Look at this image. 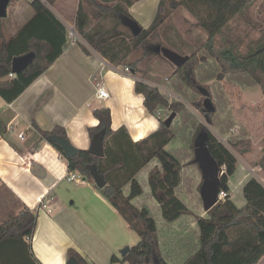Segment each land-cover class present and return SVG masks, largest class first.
<instances>
[{
    "label": "trees",
    "instance_id": "16d2710c",
    "mask_svg": "<svg viewBox=\"0 0 264 264\" xmlns=\"http://www.w3.org/2000/svg\"><path fill=\"white\" fill-rule=\"evenodd\" d=\"M136 1L79 0L75 17L76 32L112 65L127 66L134 74L140 73L146 77L140 65L153 53L162 55L155 50V46L150 45L160 43L161 27L169 17L166 14L168 8L183 6L196 19L195 25L204 29L208 37L183 66L175 68L172 76L176 80L173 85L181 90L184 84L204 94L205 100L211 101L215 111L207 110L204 104L202 107V103L197 102V105L208 115L211 123L216 118L217 107L203 85L202 79L206 77L202 75L200 78V68L208 70L209 77L212 67L209 70L206 65H215L214 71H218L220 81L227 75L238 80H245L240 77L247 76V83L260 84L264 92V29L262 39L245 50H242L241 42L231 40L228 33L231 21L249 11L259 0H161L149 27L142 26L130 13L129 8ZM46 2L55 6L58 0ZM30 6L35 14L15 37L4 39L0 46V96L7 102L14 101L42 75L62 55L68 41L67 27L44 1L32 0ZM107 21L111 24L108 25ZM140 50L141 56L131 60L133 53ZM29 52L35 53L32 62L13 78H7L12 73L13 58ZM135 90L144 96L148 111L158 118L159 128L147 137L134 141L125 126L116 130L112 128L110 107L95 108L93 113L99 123L89 128V132L92 137L101 129L106 130L105 156L97 157L88 150L80 149L75 157L68 159L69 171L80 173L93 184L95 181L89 166L97 165L99 173L107 181L102 189L104 196L140 236V241L131 247L127 255H113L112 262L156 264L155 259H158L159 264H169L162 250L163 237L159 224H173L192 215L198 243L189 238L181 240L183 244L179 249L185 247L186 253L178 264H259L264 258V184L255 176L250 177L242 189L245 204L239 207L232 198L230 187V179L239 166L236 154L207 125L195 124L190 115L184 126L177 130L173 124L167 126L158 109L168 107L178 114L186 110L181 101H170L159 88L139 80L135 82ZM191 123L195 127L190 141L195 152L192 161L201 169L197 154L201 148H205L222 170L219 191L228 192L211 209H204V215L196 213L180 196L184 185L191 182L186 176L185 167L188 149H167L174 138L186 139V131ZM34 126L37 127L35 122ZM6 131L7 125L0 117V136ZM41 133L46 139L51 135L68 138L65 128L60 126L53 131L41 130ZM190 142L187 143L190 145ZM50 143L65 156L57 143ZM232 146L242 155L253 150L251 140L244 137L233 141ZM153 161L155 164L150 167ZM258 166L264 168V148ZM144 170H148L147 197L155 203L153 210L146 205V199L143 200L146 187L140 182L139 174ZM203 182L199 186L200 192ZM126 187H129L128 193ZM37 221V211L24 206L0 223V264H40L32 253ZM69 256H75L81 264H87L72 249Z\"/></svg>",
    "mask_w": 264,
    "mask_h": 264
},
{
    "label": "crops",
    "instance_id": "0c3cea01",
    "mask_svg": "<svg viewBox=\"0 0 264 264\" xmlns=\"http://www.w3.org/2000/svg\"><path fill=\"white\" fill-rule=\"evenodd\" d=\"M144 1L158 7L161 2L138 0L129 8L130 13ZM72 2L76 6L72 14L76 15L79 0H58L56 3L63 10L59 15L54 14L65 26L71 21L66 4L71 5ZM7 12L8 15L0 20V46L4 39L15 37L35 14L28 0H11ZM150 18L151 15L147 20ZM125 67L112 65L79 35L73 40L68 38L62 55L14 101L7 102L0 96V117L7 125L6 133L0 136V190L18 202L19 211L24 206L37 211L32 253L40 264H67L71 249L78 252L87 264H129L114 263L112 257H123L121 250L126 242L125 231L130 229V225L93 183L87 179L86 183L68 181V159L41 133V130L53 131L60 126L65 128L68 139L76 147L88 150L92 140L89 128L99 123L93 113L95 108H89L88 104L96 103L98 84L105 88L108 86L111 93L105 104L94 106L110 107L113 129L125 126L134 141L156 131L160 122L144 105V96L136 92V74L126 72ZM14 76L15 73L7 78ZM154 164L155 161L150 167ZM252 176L264 184V168L257 165ZM249 178L242 182L239 195L230 179L232 198L239 207L245 204L242 189ZM80 186L91 192L94 190L99 196V204L102 205L100 221L108 219L106 225H87L90 221L85 217L92 214L91 201L82 196L83 201L79 203L77 190ZM77 204L78 210L75 209ZM159 226L163 237L162 250L166 260L172 264L165 250L166 235L163 232L167 225L160 223ZM194 231L196 233V228ZM182 244L176 247L179 254L185 250V247L179 249ZM263 262L264 258L259 264Z\"/></svg>",
    "mask_w": 264,
    "mask_h": 264
},
{
    "label": "rangeland",
    "instance_id": "374dc122",
    "mask_svg": "<svg viewBox=\"0 0 264 264\" xmlns=\"http://www.w3.org/2000/svg\"><path fill=\"white\" fill-rule=\"evenodd\" d=\"M25 1V0H23ZM65 0H63L64 2ZM149 2V1H148ZM45 3L53 10L57 15L61 13V7L59 5L50 6L46 0ZM75 5L72 2L66 4V11L71 19L69 22H66V27L68 30V38L73 40L77 38L79 34L76 32L75 28ZM158 5L151 6L148 5L147 1L140 3L132 10V14L135 19H137L143 26H149L153 22ZM171 8V7H170ZM168 8L166 14H169V17L161 27V39L159 42L151 43V47L157 45L168 47L182 55H191L196 49H198L201 44H203L208 34L207 32L198 27L196 24V19L188 12V10L181 6L177 9ZM63 10V9H62ZM151 15L150 20H147ZM67 21V19H66ZM107 24L110 25L111 22L107 21ZM123 29V26L121 27ZM264 29V0H259L253 4L249 11H246L243 15L236 17L230 23L228 33L231 36V40L238 39L241 42L242 50L250 47V45L255 46L258 41L262 39ZM74 36V37H73ZM142 54V51L133 53L131 60L139 58ZM146 73V77H143L142 74L137 73L136 78L139 81L145 82L152 86L159 88L165 96L170 101H181L184 103L186 110L178 112L174 118L172 124L177 130L180 127L184 126L187 116H192L194 123H203L207 125L212 132L222 141L233 153L236 154L238 158L239 168L236 175L231 179L233 189L237 191L239 195L240 187L242 182L252 176L253 168L258 165L260 158L263 155V138H264V92L260 84H251L247 83V76H242L240 78L245 80H238L236 77L227 75L222 81L218 80L217 74L218 71H214L216 68L215 65L207 66L210 71V76L208 77V70L199 69L200 78L202 75L206 79H202L203 85L210 92V96L213 100V104L217 107L216 118L214 122H210L208 115L202 110L201 107L197 105V102H205L204 94L193 91L191 88L182 84L181 90H178L173 82L176 80L172 76L176 66L170 62L167 58L163 57L161 54L153 55L146 59L140 65ZM106 90L111 93L110 88L107 86ZM94 105L105 104V101L99 102L96 100ZM173 110L168 107H162L158 109V114L167 119ZM230 123H233L232 125ZM189 128L186 131V139L182 137L174 138L168 145L167 148L179 149L185 147L189 151V156L186 159V176L190 179V184H185L180 196L187 200L189 206L196 212L201 214H206L204 210L203 201L201 198V193L199 186L205 180L202 170L197 166L192 160L195 157V152L191 148V139L195 127L191 123ZM183 133L180 132L179 136ZM248 138L252 142L253 150L251 153L242 155L232 146L233 141L239 138ZM190 142V145L187 142ZM140 182L146 187V195L143 196L146 205L151 209L155 206L154 202H151L147 194L149 193L148 186V170L142 171L139 175ZM96 187L97 185L94 184ZM99 188V187H98ZM129 187H126L125 191ZM189 189V191H188ZM99 190V189H98ZM102 195L104 194L102 189H100ZM235 191V192H236ZM128 193V192H127ZM96 193L91 192L88 189L80 186L77 190V197H79V203L82 202L83 198L86 197L91 201L90 203V214L86 216L88 226L99 225L103 223L106 225L108 219L102 218L100 216V210L102 205H100L99 196L95 195ZM75 209H79V204L75 205ZM153 210V209H152ZM19 212L18 202L15 201L7 193H3L0 190V223L5 221L8 216L12 213ZM85 218H83L84 221ZM105 220V221H104ZM193 216H187L178 221L173 225H167L166 231V252L170 255L169 261L172 264H176L177 260H183L184 254H179V250L176 248L182 243L181 239L189 238L194 243H197V235L195 233V224L193 223ZM124 224V223H123ZM124 226V225H123ZM125 230V229H123ZM125 246H134L140 241L139 234L133 230L126 229L125 231ZM122 254V253H121ZM264 264V262H263Z\"/></svg>",
    "mask_w": 264,
    "mask_h": 264
},
{
    "label": "water",
    "instance_id": "95a60500",
    "mask_svg": "<svg viewBox=\"0 0 264 264\" xmlns=\"http://www.w3.org/2000/svg\"><path fill=\"white\" fill-rule=\"evenodd\" d=\"M11 0H0V18H4L8 15L7 9ZM157 52L162 53V55L172 62L176 67L183 66L190 58V55H182L168 47L158 45L155 47ZM35 56L34 52H29L22 56H15L12 60V72L17 74L23 71L33 60ZM207 110L215 111L214 106L211 101L206 99L204 102ZM177 112H172V114L165 119L167 126H171ZM105 135L106 130L103 128L96 132L92 136L91 145L88 152L97 157L105 156ZM50 141L57 143L63 150L67 159L75 157L80 149L76 147L68 138H64L59 135H51L49 137ZM198 160L200 162L201 170L204 174V182L201 187V198L203 201L204 209L208 211L214 205L219 202V184L220 177L222 175V170L212 156L207 152L205 148H201L197 154ZM91 175L94 178L95 184L100 189H103L107 185V181L99 173L97 165L91 164L89 166ZM131 246H126L121 250L122 256L129 253ZM155 263L159 264L158 259H155ZM67 264H81L77 257L71 256Z\"/></svg>",
    "mask_w": 264,
    "mask_h": 264
},
{
    "label": "built area",
    "instance_id": "2783aa9c",
    "mask_svg": "<svg viewBox=\"0 0 264 264\" xmlns=\"http://www.w3.org/2000/svg\"><path fill=\"white\" fill-rule=\"evenodd\" d=\"M28 1H32V0H28ZM74 37V36H73ZM125 71L126 72H131L129 67H125ZM11 75H13V73H11ZM108 98H110V93L106 90V88L103 85L98 84L97 89H96V99L101 102V101H105ZM89 108H96L94 106V104L89 103L88 104ZM22 137V135H21ZM67 179L68 181H75V182H79V183H86V178L83 177L80 173L75 172V171H69L68 175H67ZM228 195V192H226L225 190H222L219 192V199L222 200L224 199L226 196Z\"/></svg>",
    "mask_w": 264,
    "mask_h": 264
}]
</instances>
